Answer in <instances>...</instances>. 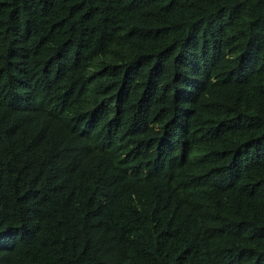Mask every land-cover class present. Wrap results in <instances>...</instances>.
Masks as SVG:
<instances>
[{
    "label": "trees",
    "instance_id": "16d2710c",
    "mask_svg": "<svg viewBox=\"0 0 264 264\" xmlns=\"http://www.w3.org/2000/svg\"><path fill=\"white\" fill-rule=\"evenodd\" d=\"M0 264H264V0H0Z\"/></svg>",
    "mask_w": 264,
    "mask_h": 264
}]
</instances>
